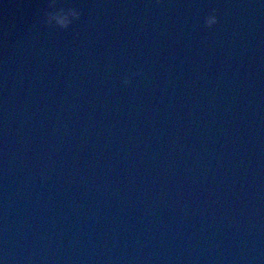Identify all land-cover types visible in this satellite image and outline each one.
Segmentation results:
<instances>
[{"label": "water", "instance_id": "95a60500", "mask_svg": "<svg viewBox=\"0 0 264 264\" xmlns=\"http://www.w3.org/2000/svg\"><path fill=\"white\" fill-rule=\"evenodd\" d=\"M63 2L0 0V256L264 264V3Z\"/></svg>", "mask_w": 264, "mask_h": 264}, {"label": "clouds", "instance_id": "9594fccd", "mask_svg": "<svg viewBox=\"0 0 264 264\" xmlns=\"http://www.w3.org/2000/svg\"><path fill=\"white\" fill-rule=\"evenodd\" d=\"M264 3V0H261ZM81 12L79 4L64 3L63 0H46L45 10L43 13V23L54 29H68L80 18ZM217 23L215 9L211 8L203 18V24L211 27ZM138 72L125 74L121 79V84L127 86L132 76L138 75ZM0 264H8L4 256H0Z\"/></svg>", "mask_w": 264, "mask_h": 264}]
</instances>
